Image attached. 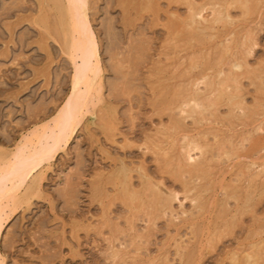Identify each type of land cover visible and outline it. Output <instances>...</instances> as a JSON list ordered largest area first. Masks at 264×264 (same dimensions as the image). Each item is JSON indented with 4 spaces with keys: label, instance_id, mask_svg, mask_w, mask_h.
<instances>
[{
    "label": "rangeland",
    "instance_id": "374dc122",
    "mask_svg": "<svg viewBox=\"0 0 264 264\" xmlns=\"http://www.w3.org/2000/svg\"><path fill=\"white\" fill-rule=\"evenodd\" d=\"M57 1L0 0V158L70 93ZM236 1L87 0L97 95L7 202L1 264H264V0Z\"/></svg>",
    "mask_w": 264,
    "mask_h": 264
},
{
    "label": "bare ground",
    "instance_id": "6f19581e",
    "mask_svg": "<svg viewBox=\"0 0 264 264\" xmlns=\"http://www.w3.org/2000/svg\"><path fill=\"white\" fill-rule=\"evenodd\" d=\"M63 1L62 0L57 1L56 5ZM65 1H68V3H66L67 11L65 10L66 7L64 6V4H63V7L65 8H63V10L59 7L60 5L62 6V4H59V6L57 5L56 7L59 8L62 14L61 15L62 17H60V21H59L60 22L59 24L61 26L62 40H63L61 41V43L63 42L64 47H65V53L71 59L70 61L72 62L74 66V71H73L74 73H73L71 83H70L71 84L70 93L68 96H66V100L64 104L58 110L55 117L51 120L50 123L45 124L41 130L36 131L34 133L32 132L33 136L31 135V133H29L28 134L29 136H27L29 137L28 139H25L24 141V138H22L23 140L20 143L18 142L19 144L14 147L15 148L14 150H12L8 155L0 158V231L2 230V227L4 224V216H6L4 215L6 214L5 209H8V207H10V206L7 207V205H9L7 204V202H9L10 199L12 201H16L15 199L17 196L15 198H11V197H13V195L19 192V190L24 185H26L27 180H29L32 177V175H34V172L37 169H40V167L43 165L45 167L46 163H48L57 154V152L63 147L67 139L73 133V130L75 129L77 123L81 121V117L83 116L82 113L85 112L84 108H87L86 109L87 111L88 107L91 105L92 98L97 95L96 94L95 96H93V94L90 93V90L92 88L94 90V84H96V81L98 80L99 75H101L100 74L101 67H100V60L98 56L97 43H96L92 28L90 26L89 18H88L87 0H65ZM233 1H236V0H233ZM239 1L241 5L242 2L244 3V1L246 0L244 1L238 0L236 1V3ZM245 4L246 2L242 4V7H244ZM191 11L193 13L192 14L190 13L191 15L189 14L190 16L188 15V17H190L191 22L192 21L194 22V20H196L195 18L196 15H199L200 13L196 14L195 13L196 11H194L193 9L190 10V12ZM245 11L247 10L245 9ZM193 14H196L195 17H193L194 16ZM197 21L198 20H196L195 23H199ZM208 82L210 83V81ZM210 84L212 85V83ZM206 85H209V84L207 83ZM97 86H98V83H97ZM223 88L227 89L228 86L225 87V84H224ZM193 89L192 91H196ZM226 89L225 90L222 89L220 91L218 90L217 93L222 92V94H225ZM192 93L189 92L188 94L189 97L188 96L184 97L185 99L182 98L183 100H185L184 102H182V105L185 107L188 106L189 109L192 110L191 113H193L194 111L199 112V111H196L195 108L201 107L200 106L201 104L197 100L198 98H200V96H197L198 93L197 94L194 93L193 96L192 95L190 96V94ZM194 96L197 98H195ZM208 104L207 105L205 104V105L208 106ZM202 106L204 107V105ZM206 106L204 107V109L206 108ZM175 107H178L180 109L181 106L175 105ZM185 107H182V108H185ZM203 107L200 109H203ZM183 110H186V109H183ZM25 142H27L28 145H26ZM185 149L187 150L186 152L184 151ZM183 151L181 155L185 158L183 159L182 157L183 163H186V165L187 163L189 164L190 162L191 164L196 163L190 160L192 155H190V148L188 146L185 147ZM184 153L185 154L187 153L186 154L187 157L184 156ZM194 161H198L199 163L198 159ZM183 166L185 165L183 164ZM188 168L191 171V166L188 165ZM154 188L158 190V187L157 188L154 187ZM161 189H163V187ZM156 194L158 196L159 192L157 193L156 191ZM165 196H168V195H165ZM154 198H156V195H154ZM174 199H176V196L174 197ZM158 200L160 199H157V200L155 199V201H158ZM170 200H173V198L171 199L169 198L168 200L169 204L171 203ZM16 202L13 204L10 201V203L12 204L10 205L14 206ZM161 202L163 203V201ZM157 204L159 205L160 203H157ZM164 204H165V201H164ZM155 208H158V207H155ZM9 211H11V209ZM150 212L152 211H149V213ZM152 213H154V211ZM1 257L2 256H0V264L3 262Z\"/></svg>",
    "mask_w": 264,
    "mask_h": 264
}]
</instances>
